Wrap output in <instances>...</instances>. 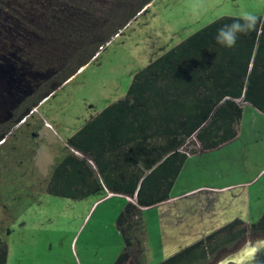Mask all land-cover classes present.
<instances>
[{
    "label": "trees",
    "instance_id": "1",
    "mask_svg": "<svg viewBox=\"0 0 264 264\" xmlns=\"http://www.w3.org/2000/svg\"><path fill=\"white\" fill-rule=\"evenodd\" d=\"M151 2L0 0V68L26 76L21 88L7 82L2 91L14 98L0 123V141L95 61ZM258 17L257 28L232 50L213 40L217 27L235 18L224 16L161 53L133 76L123 98L67 139L48 195L130 199L116 220L123 249L113 264H146L143 210L172 198L189 157L237 138L244 105L264 115V14ZM247 237H264V213L256 223L235 219L156 264H209ZM8 258L9 246L0 240V264Z\"/></svg>",
    "mask_w": 264,
    "mask_h": 264
},
{
    "label": "rangeland",
    "instance_id": "2",
    "mask_svg": "<svg viewBox=\"0 0 264 264\" xmlns=\"http://www.w3.org/2000/svg\"><path fill=\"white\" fill-rule=\"evenodd\" d=\"M145 9L8 138L6 159L0 157L2 168L21 150L26 159L22 168L0 174V238L11 244L8 264L115 262L123 243L116 220L126 201L113 198L96 204V198L74 201L43 193L55 166L68 152L66 139L123 98L133 76L161 53L218 18L238 17L245 10L263 15L264 0H152ZM17 73L14 68H0V123L7 121L6 108L14 98L5 99L2 91L6 94L8 83L21 88L19 83L26 77ZM252 109L244 105L242 127H254L253 132L212 156H196L185 166L174 194L179 184L193 191L143 210L141 238L148 250L147 264L161 262L235 219L256 223L262 216L264 204L249 205L250 196L264 191V115ZM20 143L22 148L17 147ZM15 222L18 227H10ZM262 241L264 237L242 239L209 264H220Z\"/></svg>",
    "mask_w": 264,
    "mask_h": 264
},
{
    "label": "clouds",
    "instance_id": "3",
    "mask_svg": "<svg viewBox=\"0 0 264 264\" xmlns=\"http://www.w3.org/2000/svg\"><path fill=\"white\" fill-rule=\"evenodd\" d=\"M258 20L259 17L256 13L247 10L242 11L238 17H235L231 19L230 22L221 24L219 27H217L215 34L213 36V40L217 46L225 50H232L237 47L239 41L243 36L248 35L257 28Z\"/></svg>",
    "mask_w": 264,
    "mask_h": 264
},
{
    "label": "crops",
    "instance_id": "4",
    "mask_svg": "<svg viewBox=\"0 0 264 264\" xmlns=\"http://www.w3.org/2000/svg\"><path fill=\"white\" fill-rule=\"evenodd\" d=\"M252 110H254V109H252ZM244 119V118H243ZM243 119H242V124H243ZM242 124H241V127L239 128V133H238V136H237V138L235 139V140H233L232 142H237L239 139H242L244 136H245V134H248V132H253L255 129H254V127H242ZM70 136V135H69ZM68 136V137H69ZM68 139V138H67ZM66 139V140H67ZM232 142H230V143H232ZM230 143H228V144H230ZM228 144H226V145H224V146H222V147H225V146H227ZM222 147H219L218 149H221ZM217 150V149H216ZM216 150H213V151H207V152H204V151H200L198 154H196V155H194V156H192V157H189V159L187 160V162H186V164H185V166L188 164V162L192 159V158H195L196 156H201V155H208V156H212V155H210L211 153H213L214 151H216ZM207 156V157H208ZM203 159L204 158H202V160L201 161H199V162H197V163H200V162H202L203 161ZM185 166L183 167V169H182V171H181V173H180V176H181V174L183 173V171L185 170ZM200 169V171H202L203 169L200 167L199 168ZM179 176V178H178V180H177V182H176V185H175V187H174V190H173V194H172V198L171 199H173V200H175L177 197H180V196H183V195H185V194H187V193H189V192H191V191H193V190H191V191H189V190H185V188L184 187H182V185H180L179 184V188H178V192L176 193V194H174L175 193V190L177 189V186H178V182H179V180H180V177ZM201 187H203V186H200V187H197V188H195V189H199V188H201ZM39 191V190H38ZM39 193H41L40 191H39ZM43 193L44 194H47L46 193V190H43ZM48 195V194H47ZM113 198H119V199H122V200H124V201H130L128 198H126V197H124V196H120V195H113V194H108V195H106V196H104V197H102V198H99V199H95L94 200V202L93 203H100V202H102V201H107V200H110V199H113ZM91 199V198H90ZM170 199V200H171ZM68 200V199H67ZM261 204H264V191L263 190H258V192L256 193V194H254L252 197L250 196V198H249V205H250V207H258V206H261ZM146 209H149V208H146ZM145 210V209H144ZM264 213V211L261 213V215ZM261 217V216H260ZM246 223H248V222H246ZM144 232H145V230H144ZM200 239V238H199ZM144 243H145V241H144ZM186 247V246H185ZM185 247H183V248H185ZM122 249H123V243H122ZM122 249H121V251H122ZM182 249V248H181ZM145 251H146V254H147V252H148V250L145 248ZM147 258H148V256L146 255V261H147ZM167 258V257H166ZM147 264V263H146Z\"/></svg>",
    "mask_w": 264,
    "mask_h": 264
},
{
    "label": "water",
    "instance_id": "5",
    "mask_svg": "<svg viewBox=\"0 0 264 264\" xmlns=\"http://www.w3.org/2000/svg\"><path fill=\"white\" fill-rule=\"evenodd\" d=\"M264 264V241L251 243L220 264Z\"/></svg>",
    "mask_w": 264,
    "mask_h": 264
},
{
    "label": "flooded vegetation",
    "instance_id": "6",
    "mask_svg": "<svg viewBox=\"0 0 264 264\" xmlns=\"http://www.w3.org/2000/svg\"><path fill=\"white\" fill-rule=\"evenodd\" d=\"M147 10V9H145ZM144 10V11H145ZM144 13V12H143ZM142 13V14H143ZM142 14H140L139 16H141ZM63 87V86H62ZM22 125V122L20 123ZM18 125L17 127H14L1 141H0V157L5 160L6 159V154L4 152L5 150V144L8 140V138L15 134L18 130L22 129V127H19L21 125ZM67 141V140H66ZM17 147H21L22 148V143H20ZM13 161V164H11V162ZM26 163V159L22 158V150L19 152V155L9 159V161L6 163L7 165L2 168L3 166V163L1 162V159H0V174H5V173H9L10 170H18L20 167L22 168V165H24ZM5 164V162H4ZM20 226H22V224H19ZM10 227H18V225L16 224V222L14 224H12ZM1 241L5 242L8 244L9 246V241L6 242L5 240L1 239ZM9 248L11 249V244L9 246Z\"/></svg>",
    "mask_w": 264,
    "mask_h": 264
}]
</instances>
